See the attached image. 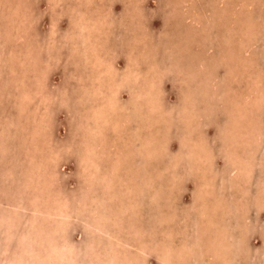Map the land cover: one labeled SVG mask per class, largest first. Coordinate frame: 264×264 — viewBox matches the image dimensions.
Returning a JSON list of instances; mask_svg holds the SVG:
<instances>
[{"label":"rangeland","instance_id":"obj_1","mask_svg":"<svg viewBox=\"0 0 264 264\" xmlns=\"http://www.w3.org/2000/svg\"><path fill=\"white\" fill-rule=\"evenodd\" d=\"M73 1L0 0V264H264V0Z\"/></svg>","mask_w":264,"mask_h":264},{"label":"bare ground","instance_id":"obj_2","mask_svg":"<svg viewBox=\"0 0 264 264\" xmlns=\"http://www.w3.org/2000/svg\"><path fill=\"white\" fill-rule=\"evenodd\" d=\"M4 1H5V0H4ZM72 1H73V0H72ZM80 1H81V0H80ZM82 1H84V0H82ZM22 2H23V1H22ZM67 2H68V0H67ZM78 2H79V1H78ZM97 2H98V1H97ZM9 3H10V2H9ZM51 3L53 4V2H51ZM73 3L75 4V3H77V1H76V2L73 1ZM80 3H81V2H80ZM74 4H73V6H74ZM77 5H78V4H77ZM89 5H90V4H89ZM50 6H51V5H50ZM69 6H70V5H69ZM75 6H76V5H75ZM97 6H98V5H97ZM51 7H52V6H51ZM70 7H71V6H70ZM89 7H90V6H89ZM1 8H3V7H1ZM79 8H80V7H79ZM79 8H78V9H79ZM75 9H76V8H75ZM81 9H84V8H81ZM95 9H96V8H95ZM7 10H8V9H7ZM71 10H72V9H71ZM96 10H98V9H96ZM55 12H56V11H55ZM55 12H54V13H55ZM57 12H58V11H57ZM67 12H68V10H67ZM76 12H77V11H76ZM80 12H81V11H80ZM61 13H62V12H61ZM87 13H88V12H87ZM142 13H143V12H142ZM11 14H12V13H11ZM65 14H66V12H65ZM72 14H73V13H72ZM84 14H85V13H83V15H84ZM52 15H53V14H52ZM55 15H56V14H55ZM59 15H60V14H59ZM59 15H58V16H59ZM61 15H62V14H61ZM79 15H80V14H79ZM86 15H87V14H86ZM96 15H97V14H96ZM96 15H95V16H96ZM7 16H8V15H7ZM84 16H85V15H84ZM89 16H91V15L88 14L87 17H89ZM105 16H106V15H105ZM52 17H54V16H52ZM60 17H61V16H60ZM139 17H140V16H139ZM5 18H7V17H5ZM54 18H55V17H54ZM76 18H77V17H76ZM137 18H138V17H137ZM8 19H9V16H8ZM55 19H56V18H55ZM60 19H61V18H60ZM78 19H79V18H78ZM82 19H83V18H82ZM86 19H87V18H86ZM106 19H107V18H106ZM52 20H53V19H51V21H52ZM79 20H80V19H79ZM79 20H78V21H79ZM60 21H61V20H60ZM91 21H92V20H91ZM135 21H136V20H135ZM49 22H50V21H49ZM52 22H53V21H52ZM55 22H56V21H55ZM55 22H53V23L55 24ZM58 22H59V21L56 22V25H58V24H57ZM85 22H86V20H85ZM85 22H84L83 20H80V24H81L82 27H85V25H86V26L89 25V24H84ZM92 22H93V21H92ZM12 23H14V20H13V19H11V23H10L9 25H13ZM70 23H72V22H70ZM90 24L93 25L94 23H90ZM97 24H98V23H97ZM136 24H138V21H136ZM139 24H140V23H139ZM139 24H138V25H139ZM52 25H53V24H52ZM72 25H73V24H72ZM107 25H108V24H107ZM134 25H135V24H134ZM8 27H9V26H8ZM49 27H50V25H49ZM74 27H75V25H74ZM52 28H54V27H51V29H52ZM57 28H58V27H57ZM79 28H80V27H79ZM88 28H89V27H88ZM94 28H95V27H94ZM103 28H105V27H103ZM8 29H9V28H8ZM72 29H73V28H72ZM90 29H91V28H90ZM97 29H98V28H97ZM58 30H59V29H58ZM74 30H75V29H74ZM76 30H77V29H76ZM76 30H75V31H76ZM85 30H86V29H85ZM108 30H109V29H108ZM23 31H24V30H23ZM66 31H67V30H66ZM68 31H71V30H68ZM81 31H83V30H81ZM103 31H104V30H103ZM6 32H7V31H6ZM10 32H11V31H10ZM57 32H58V31H57ZM71 32H72V31H71ZM85 32H86V31H85ZM99 32H100V31H99ZM105 32H106V31H105ZM66 33H68V32H66ZM72 33H73V32H72ZM82 33H83V32H82ZM11 34H12V33H11ZM14 34H15V33H14ZM83 34H84V33H83ZM101 34H102V33H101ZM67 35H69V33H68ZM71 35H72V34H71ZM75 35H76V34H75ZM79 35H80V34H79ZM8 36H10V35H8ZM60 36H61V35H60ZM65 36H66V35H65ZM83 36H84V35H83ZM86 36H87V35H86ZM19 37H21V36H19ZM19 37H18V38H19ZM61 37H62V36H61ZM61 37H60V38H61ZM66 37H67V36H66ZM73 37H74V34H73ZM73 37L70 36L71 39H73ZM77 37H78V36H77ZM63 38H64V37H63ZM67 38H68V37H67ZM78 38L81 39L80 36H79ZM83 38H84V37H83ZM83 38L81 39V40H82L81 42H83ZM88 38H89V37H88ZM6 39H7V38H6ZM11 39H12V37H11ZM21 39H22V38H21ZM65 39H66V38H65ZM75 39H76V38H75ZM12 40H14V38H13ZM22 40H23V39H22ZM76 40H77V39H76ZM89 40H90V39H89ZM95 40H96V39H95ZM61 41H62V39H61ZM77 41H78V40H77ZM91 41H92V40H91ZM100 41H101V40H100ZM125 41H126V40H125ZM12 42H13V41H12ZM64 42H66V40H65ZM70 42H71V41H70ZM84 42H85V41H84ZM84 42H83V43H84ZM86 42H87V41H86ZM86 42H85V43H86ZM3 43H4V42H3ZM8 43H9V41H8ZM16 43H17V42H16ZM88 43H90V42H88ZM92 43H93V42H92ZM98 43H99V42H98ZM105 43H106V42H105ZM71 44H72V42H71ZM73 44H74V42H73ZM6 45H8V44H6ZM84 45H85V44H84ZM90 45H92V44H90ZM96 45H97V44H96ZM104 45H106V44H104ZM10 46H11V45H10ZM71 46H72V45H71ZM126 46H127V45H126ZM1 47H2V46H1ZM8 47H9V46H8ZM77 47H79V46H77ZM100 47H101V46H100ZM12 48H13V47H12ZM12 48H11V49H12ZM80 48H81V44H80ZM80 48H79V49H80ZM92 48L94 49V47H92ZM92 48H91V50H92ZM97 48H98V47H97ZM132 48H133V47H132ZM0 49H1V48H0ZM87 49H89V48H87ZM12 50H13V49H12ZM4 51H5V50H4ZM80 51H81V49H80ZM9 52H10V51H9ZM15 52H16V51H15ZM15 52H14V53H15ZM72 52H74V51H72ZM87 52H89V51H87ZM97 52H98V51H97ZM104 52H105V51H104ZM11 53H12V52H11ZM14 53H13V54H14ZM19 53H20V52H19ZM91 53H92V52H91ZM102 53H103V52H102ZM105 53H107V52H105ZM105 53H103V54H105ZM109 53H110V51H109ZM3 55H4V54H3ZM72 55H73V54H72ZM93 55H94V54H93ZM100 55H101V54H100ZM109 55H112V54L110 53V54H108V56H109ZM132 55H133V54H132ZM132 55H131V56H132ZM4 56H5V55H4ZM74 56H75V55H74ZM95 56H96V55H95ZM104 56L107 57V54L104 55ZM16 57H17V56H16ZM16 57H15V58H16ZM96 57H97V56H96ZM98 57H99V56H98ZM111 57H113V55H112ZM114 57H115V56H114ZM6 58H7V57H6ZM18 58H19V57H18ZM92 58H93V57H92ZM94 58H95V57H94ZM99 58H100V57H99ZM139 58H140V57H139ZM53 59H54V58H53ZM72 59H73V58H72ZM97 59H98V58H97ZM112 59H113V58H112ZM114 59H115V58H114ZM7 60H9V59L7 58ZM11 60H12V59H11ZM74 60H75V59H73V61H74ZM95 60H96V59H95ZM105 60H106V59H105ZM107 60H108V59H107ZM96 61H97V60H96ZM101 61H102V60H101ZM109 61H111V60H109ZM8 62H9V61H8ZM77 62H78V61H77ZM83 62H85V61H83ZM130 62H131V64L133 63L132 61H130ZM135 62H136V61H135ZM96 63H97V62H96ZM96 63H95V64H96ZM114 63H115V62H114ZM81 64H82V63H81ZM129 64H130V63H129ZM98 65H100V64L97 63V66H98ZM102 66H103V65H102ZM102 66H101V68H102ZM127 66L130 67V65H127ZM87 67H89V66H87ZM93 67H96V65H94ZM99 67H100V66H99ZM109 67H110V66H109ZM128 67H127V68H128ZM131 67H132V66H131ZM131 67H130V68H131ZM134 67H136V64H135ZM111 68H112V67H110V69H111ZM84 69H85V68H84ZM99 69H100V68H99ZM104 69H106V68H103V70H104ZM93 70H94V69H93ZM96 70H97V67H96ZM96 70H95V71H96ZM128 70H129V68H128L127 70H125V71H126L125 73H127ZM97 71H98V70H97ZM105 71H106V70H105ZM131 71H132V70H129L128 72L130 73ZM136 71H138V70H136ZM106 72H107V71H106ZM110 72H111V71H110ZM134 72H135V70H134ZM134 72H133V73H134ZM144 72H146V71H144ZM93 73H94V72H93ZM97 73H98V72H97ZM100 73H102V71H101ZM103 73H104V72H103ZM108 73H109V71H108ZM114 73H115V71H114ZM125 73H124V74H125ZM138 73H139V76H140V72H139V71H138ZM119 74H121V73H119ZM119 74H118V75H119ZM134 74H135V73H134ZM134 74H133V75H134ZM152 74H153V73H152ZM14 75H15V74H14ZM92 75H93V74H92ZM102 75H103V74H102ZM102 75H101V76H102ZM105 75H106V73H105ZM115 75H117V74H115ZM79 76H80V75H79ZM98 76H99V75H98ZM107 76H108V74H107ZM111 76H112V75H111ZM111 76H110V74H109L110 80H111ZM83 77H84V76H83ZM95 77H96V76H95ZM102 77H103V76H102ZM123 77L126 79V76L123 75ZM123 77H122V78H123ZM128 77H129V76H128ZM76 78H77V77H76ZM91 78H92V77H91ZM91 78H90V79H91ZM99 78H101V77H99ZM120 78H121V77H120ZM132 78H133V77H132ZM134 78H135V77H134ZM140 78H141V77H140ZM77 79H78V78H77ZM81 79H82V78H81ZM102 79H103V78H102ZM102 79H101V81H102ZM106 79H107V80H106ZM108 79H109V78H105L106 81H108ZM117 79H118V78H117ZM129 79H130V77H129ZM115 80H116V79H115ZM120 80H121V79H120ZM120 80H119V81H120ZM82 81H83V80H82ZM82 81H81V82H82ZM89 81H90V80H89ZM131 81H132V80H131ZM150 81H151V80H150ZM84 82H85V81H84ZM102 82H104V81H102ZM116 82H117V81H116ZM116 82L114 83V79H113L112 84L114 83V85H115ZM122 82H123V80H122ZM124 82H125V81H124ZM139 82H140V81H139ZM22 83H23V82H22ZM76 83H77V82H76ZM93 83H94V82H93ZM95 83H96V82H95ZM108 83H109V82H108ZM108 83H107V84H108ZM127 83H128V82H126V85H125L124 83H122V84L125 85V86H127ZM152 83H153V81H152ZM23 84H24V83H23ZM122 84H121V85H122ZM132 84H133V83H132ZM134 84H135V83H134ZM87 85H88V84H87ZM117 85H118V84H117ZM119 85H120V84H119ZM27 86H28V85H27ZM75 86H76V85H75ZM104 86H105V85H104ZM111 86H112V85H111ZM133 86H134V85H133ZM77 87H78V86H77ZM77 87H76V88H77ZM81 87H82V86H81ZM102 87H103V86H102ZM108 87H109V86H108ZM135 87H136V86H135ZM88 88H90V87H88ZM130 88H133V87H130ZM82 89H83V88H82ZM84 89H85V88H84ZM98 89H99V88H98ZM109 89H110V88H109ZM112 89H113V88H112ZM121 89H122V88H121ZM136 89H137V87H136ZM136 89H135V90H136ZM78 90H79V89H78ZM135 90H134V91H135ZM81 91H82V90H81ZM98 92H99V91H98ZM98 92H97V93H98ZM113 92H114V91H113ZM27 95H28V94H27ZM33 95H34V94H33ZM55 95H56V94H55ZM65 95H66V94H65ZM135 95H136V94H135ZM102 96H103V95H102ZM140 96H141V95H140ZM140 96H139V97H140ZM33 97H34V96H33ZM62 97H63V96H62ZM60 98H61V97H60ZM64 98H65V97H64ZM104 98H105V97H104ZM137 98H138V97H137ZM35 99H36V98H35ZM55 99H56V97H55ZM238 99H239V98H238ZM27 100H28V99H27ZM76 100H77V98H76ZM76 100H75V101H76ZM87 100H88V99H87ZM198 100H199V99H198ZM31 101H32V99H31ZM48 101H49V100H48ZM29 102H30V101H29ZM51 102H52V101H51ZM91 102H92V101H91ZM117 102H118V101H117ZM117 102H116V103H117ZM23 103H25V102H23ZM76 103H77V102H76ZM82 103H83V102H82ZM86 103H87V102H86ZM108 103H109V102H108ZM136 103H137V102H136ZM28 104L31 105V103H28ZM37 104H38V103H37ZM49 104H50V102H49ZM35 105H36V104H35ZM117 105H118V104H117ZM133 105H134V104H133ZM136 105H137V104H136ZM38 106H39V104H38ZM26 107H28V106H26ZM119 107H120V106H119ZM38 108H39V107H38ZM85 108H86V107H85ZM149 108H151V107H149ZM107 109H108V108H107ZM160 110H161V109H160ZM160 110H159V111H160ZM89 112H90V111H89ZM99 112H100V111H99ZM22 113H23V112H22ZM33 113H34V112H33ZM37 113H38V112H37ZM125 113H126V112H125ZM18 114H19V113H18ZM34 114H35V113H34ZM90 114H91V113H90ZM25 115H26V114H25ZM92 115H93V114H92ZM14 116H15V115H14ZM26 116H27V115H26ZM89 116H90V115H89ZM113 116H114V115H113ZM12 117H13V116H12ZM41 117H42V116H41ZM43 117H44V116H43ZM18 118H19V117H18ZM86 118H87V117H86ZM98 118H99V117H98ZM22 119H23V117L21 118V120H22ZM39 119H40V117H39ZM89 119H90V117H89ZM6 120H7V119H6ZM112 120H113V119H112ZM25 121H26V120H25ZM96 121H97V120H96ZM96 121H95V122H96ZM28 122H29V121H28ZM118 123H119V122H118ZM1 124H2V123H1ZM34 124H35V123H34ZM85 124L87 125L88 123H84V126H85ZM95 124H96V123H95ZM100 124H101V123H100ZM100 124H99V125H100ZM106 124H107V123H106ZM109 124H110V123H109ZM97 125H98V124H97ZM4 126H5V125L3 124V127H4ZM78 126H79V125H78ZM90 126H91V125H90ZM93 126H94V125H93ZM93 126H92V127H93ZM3 127H2V130H3ZM6 127H7V126H6ZM23 127H24V126H23ZM52 127H53V126H52ZM95 128H96V126H95ZM0 129H1V127H0ZM4 129H5V127H4ZM19 129H20V128H19ZM23 129H28V128H23ZM97 129H98V128H97ZM2 130H1V131H2ZM15 131H16V130H15ZM27 131H28V130H27ZM102 131H103V130H102ZM102 131H101V132L99 131V132L102 133ZM8 132H9V131H8ZM11 132H12V131H11ZM11 132H9V133H11ZM34 132H35V131H34ZM47 132H48V131H47ZM86 133H87V132H86ZM88 133H89V132H88ZM95 133H96V131H95ZM31 134H32V132H31ZM72 134H73V133H72ZM81 134H82V133H81ZM97 134H98V132H97ZM256 134H257V133H256ZM258 134H259V133H258ZM7 135H8V134H7ZM10 135H11V134H10ZM15 135H16V134H15ZM48 135H49V134H48ZM79 135H80V134H79ZM89 135H90V134H89ZM125 135H126V134H125ZM4 136L6 137V135H4ZM8 136H9V135H8ZM8 136H7V137H8ZM35 136H36V135H35ZM87 136H88V135H87ZM7 137H6V138H7ZM9 137H10V136H9ZM49 137H50V136H49ZM49 137H48V138H49ZM81 137H82V136H81ZM128 137H129V135H128ZM2 138H3V137H2ZM25 138H26V137H25ZM34 138H35V137H34ZM50 138H52V136H51ZM79 138H80V137H79ZM80 139H81V138H80ZM2 140H3V139H2ZM5 140H7V139H5ZM98 140H99V139H98ZM8 141H9V140H8ZM8 141H7V142H8ZM49 141H50V140H49ZM93 141H94V140H93ZM4 142H5V141H4ZM79 142H80V141H79ZM84 142H85V141H84ZM86 142H87V141H86ZM86 142H85V143H86ZM88 142H90V141H88ZM98 142H99V141H98ZM85 143H83V145H84ZM9 144H10V143H9ZM79 144H80V143H79ZM5 145H6V144H5ZM83 145H82V146H83ZM85 145L87 146V144H85ZM88 145H89V144H88ZM3 146H4V145H3ZM3 146H2V147H3ZM24 146H25V145H24ZM93 146H94V144H93ZM4 147H5V146H4ZM6 147H7V146H6ZM8 148H9V147H8ZM27 149H28V148H27ZM29 149H30V148H29ZM29 149H28V152H29ZM87 149H88V148H87ZM87 149H85V150H87ZM93 149H94V148H93ZM0 150L2 151L3 149H0ZM5 150L7 151V149H5ZM31 150H32V149H31ZM85 150H84V151H85ZM91 150H92V149H91ZM91 150H90V152L93 153V151H91ZM3 151H4V150H3ZM82 151H83V150H82ZM84 151H83V152H84ZM87 152H89V151H87ZM25 153H26V152H25ZM33 154H34V153H33ZM87 154H88V153H87ZM90 154H91V153H90ZM94 154H95V153H94ZM3 155H4V154H3ZM95 155H96V154H95ZM4 156H5V155H4ZM32 156H33V155H32ZM80 156H81V155H80ZM90 156H92V155H90ZM96 156H97V155H96ZM1 157H2V156H1ZM59 159H60V158H59ZM221 159H222V158H221ZM25 160H26V159H25ZM82 160H83V159H82ZM86 161H87V160H86ZM227 161H228V160H227ZM84 163H85V162H84ZM30 165H32V164H30ZM22 166H23V165H22ZM58 166H59V165H58ZM58 166H57V167H58ZM237 166H238V165H237ZM28 167H29V166H28ZM30 167H32V166H30ZM24 169H25V168H24ZM28 170H29V169H28ZM7 171H9V170H7ZM52 171H54V170H52ZM29 172H30V170H29ZM6 173H8V172H6ZM24 173H26V172H24ZM27 173H28V172H27ZM59 173H60V172H59ZM8 176H9V174H8ZM25 176H26V174H25ZM43 176H44V175H43ZM43 176H42V177H43ZM237 176H238V175H237ZM3 177H4V176H3ZM10 177H11V172H10ZM39 177H41V175H39ZM44 177H45V176H44ZM27 178H28V177H27ZM243 178H244V177H243ZM2 179H3V178H2ZM23 179H24V178H23ZM31 179H32V178H31ZM245 179H246V178H245ZM0 181H1V180H0ZM31 181H32V180H31ZM52 181H54V180H52ZM22 182L24 183V181H22ZM45 182H46V181H45ZM250 182H251V181H250ZM186 184H187V183H186ZM20 185H21V184H20ZM24 185H25V183H24ZM17 187H18V186H17ZM18 188H19V187H18ZM13 189H14V188H13ZM16 189H17V188H16ZM20 189H21V188H20ZM35 189H36V188H35ZM38 189H39V188H38ZM233 189H234V188H233ZM14 190H15V189H14ZM243 190H244V189H243ZM66 191H67V190H66ZM40 194H41V193H40ZM35 195L37 196V194H35ZM67 198H68V197H67ZM234 198H235V197H234ZM240 199H241V198H240ZM31 201H33V199H32ZM32 203H33V202H32ZM2 204H3V202H0V205H1V206H2ZM59 213H60V212H59ZM66 213H67V212H66ZM67 214L69 215V213H67ZM67 214H66V215H67ZM82 218H84V217H82ZM126 219H127V218H126ZM65 220H67V219H65ZM79 222H80V221H79ZM79 224H80V223H79ZM86 226H87V225H86ZM237 243H238V242H237ZM93 245H94V244H93ZM65 246H66V245H65ZM95 246H97V245H95ZM67 247H68V246H67ZM70 247H71V246H70ZM94 248H95V247H94ZM65 249H66V248H65ZM73 249H74V248H73ZM91 249H93V248H91ZM66 250H67V249H66ZM76 250H77V249H76ZM143 250H144V249H143ZM67 251H68V250H67ZM90 251H91V250H90ZM141 251H142V250H141ZM144 251H145V250H144ZM78 253H79V252H78ZM69 254H71V253H69ZM165 254H166V253H165ZM80 255H81V254H80ZM143 255H144V254H143ZM164 256H168V255H164V254H163V258H164ZM65 259H66V256H65ZM167 259H168V258H166V260H167ZM40 260H41V259H40ZM62 260H63V259H62ZM89 260H90V259H89ZM47 261H48V260H47ZM65 261L67 262V260H65ZM163 261H164V260H163ZM168 261H169V260H168ZM44 262H45V261H44ZM51 262H52V261H51ZM57 262H58V261H57ZM86 262H87V261H86ZM117 262H118V260H117ZM62 263L64 264V262H62ZM71 263H72V262H71ZM59 264H60V263H59ZM66 264H68V263H66ZM163 264H164V263H163ZM165 264H166V261H165Z\"/></svg>","mask_w":264,"mask_h":264}]
</instances>
